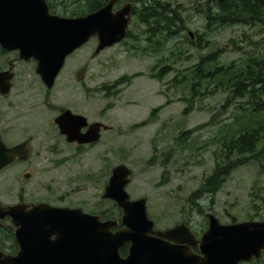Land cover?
I'll return each mask as SVG.
<instances>
[{"label": "rangeland", "instance_id": "1", "mask_svg": "<svg viewBox=\"0 0 264 264\" xmlns=\"http://www.w3.org/2000/svg\"><path fill=\"white\" fill-rule=\"evenodd\" d=\"M55 1L64 12L75 7V0ZM127 1L138 7L147 2L122 0L118 7ZM163 1L180 6L184 30L150 38L148 26L133 16L119 44L94 56L98 40L92 39L68 57L61 77L79 70L90 90L76 83L59 95L60 102L68 100L89 120L112 129L81 150L60 141L58 169L44 175L42 198L90 214L109 211L117 219L119 209L102 195L112 170L126 164L134 171L127 191L132 199L148 198V214L157 228L186 222L201 234L208 229L209 212L223 224L264 220V113L256 154L242 158L222 148L237 135L238 116L245 115L242 129L257 119L248 111L256 103L235 98L226 84L248 60L264 54V25L215 23L210 30L207 0ZM217 67L224 71L214 72ZM119 79L124 82L115 87ZM238 159L244 163L236 164L217 194L197 200L199 205L190 201L218 161ZM6 176L0 175V200L14 203L17 192L9 193ZM243 264H264V256Z\"/></svg>", "mask_w": 264, "mask_h": 264}, {"label": "water", "instance_id": "2", "mask_svg": "<svg viewBox=\"0 0 264 264\" xmlns=\"http://www.w3.org/2000/svg\"><path fill=\"white\" fill-rule=\"evenodd\" d=\"M120 1L108 0L95 11L67 17L51 14L47 0H0V44L7 50L19 49L26 59L35 58L38 74L51 86L67 57L92 38L99 41L96 56L127 36L134 4L127 2L115 10ZM57 122L68 142L80 144L98 141L104 126L89 125L86 117L70 110ZM16 150L0 140V169L14 160ZM132 175L129 166L117 165L103 194L122 208L120 220L103 221L81 208L46 202L0 208V217L13 220L21 246L16 256L0 252V264H242L263 259L264 220L222 224L208 213L209 227L201 238L185 223L155 229L147 198L133 200L126 190ZM126 244L129 254L122 257L120 249Z\"/></svg>", "mask_w": 264, "mask_h": 264}, {"label": "flooded vegetation", "instance_id": "3", "mask_svg": "<svg viewBox=\"0 0 264 264\" xmlns=\"http://www.w3.org/2000/svg\"><path fill=\"white\" fill-rule=\"evenodd\" d=\"M48 3L51 14L67 16L63 4ZM37 68L35 58L26 59L19 49L7 50L0 44V140L8 148L17 147L14 160L0 169V175L7 174L9 193L16 191L18 194L14 193L17 197L14 203L0 200V208L42 202L52 205L42 198L44 175L58 169L59 144L60 141L67 142L57 121L68 110L87 118L84 113L76 111L68 100L60 102L59 95L76 88V83L84 84L85 91L90 90L85 86L79 70L66 77H61L60 72L50 86L38 74ZM87 130L86 126L82 132ZM69 145L81 150L95 144L73 142ZM15 229L11 217H0V252L5 257L16 256L21 249ZM193 231L200 237L198 232ZM129 250L130 245H124L120 249L121 256L126 257ZM195 251L199 252V249Z\"/></svg>", "mask_w": 264, "mask_h": 264}, {"label": "trees", "instance_id": "4", "mask_svg": "<svg viewBox=\"0 0 264 264\" xmlns=\"http://www.w3.org/2000/svg\"><path fill=\"white\" fill-rule=\"evenodd\" d=\"M107 1L108 0H75V7L70 11L66 10V12L71 16L82 15L97 10ZM207 4L208 8L204 13L207 19V28L210 30L215 23L220 25L239 23L254 25L256 23H261L264 25V0H224L220 3L207 1ZM213 14L218 18H215ZM134 15L148 26L150 38L166 32L168 34H175L185 29L184 17L180 6L172 7L170 2L167 1L147 0L142 7H134ZM202 61H204V59ZM222 70L224 71V68L217 67L214 72ZM225 70H229L230 72L231 67ZM208 74H213V71L208 72ZM233 78V81H229V84L227 83L226 86L235 95V98L239 97L240 99H244L249 97L256 103V106L248 108V111L251 110L255 113L257 119L253 118L250 122V126L242 129L245 115L238 116L237 124L239 126L236 128L238 133L227 139L222 148L225 152L228 151L229 154L235 153L236 156L245 158L246 155H254L259 151L258 147L262 138L261 125L263 120H261L260 116L264 113V107H262L264 103L260 100L264 95V54L253 61L252 59L248 60L244 69L235 73ZM123 82L124 79H119L114 83V86H119ZM250 102L251 101H248V103ZM240 108L244 111L247 110L243 103L240 105ZM225 158L227 160L229 157ZM238 163L243 164L244 159L227 161L226 163L218 161L212 175L208 176L201 187L191 194L190 201L193 204L199 205L197 200H200L204 196H214L217 194L227 178L232 174V171L238 167V165H236ZM114 205L117 207L116 204ZM100 214L106 219L112 218L109 211H102Z\"/></svg>", "mask_w": 264, "mask_h": 264}, {"label": "bare ground", "instance_id": "5", "mask_svg": "<svg viewBox=\"0 0 264 264\" xmlns=\"http://www.w3.org/2000/svg\"><path fill=\"white\" fill-rule=\"evenodd\" d=\"M217 9H218V8H217ZM213 15H214V14H213ZM214 16H215V15H214ZM218 16H219V15H218ZM215 18H218V17L215 16ZM219 18H220V17H219Z\"/></svg>", "mask_w": 264, "mask_h": 264}]
</instances>
